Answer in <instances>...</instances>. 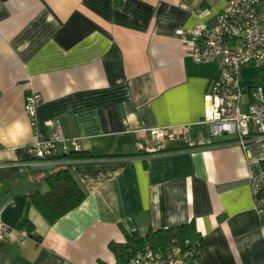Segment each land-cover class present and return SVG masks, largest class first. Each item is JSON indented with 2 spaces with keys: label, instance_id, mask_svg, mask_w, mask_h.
I'll use <instances>...</instances> for the list:
<instances>
[{
  "label": "crops",
  "instance_id": "0c3cea01",
  "mask_svg": "<svg viewBox=\"0 0 264 264\" xmlns=\"http://www.w3.org/2000/svg\"><path fill=\"white\" fill-rule=\"evenodd\" d=\"M225 3L0 0V125L26 119L28 145L57 121L95 155L49 169L22 164L19 149L0 158V219L11 229L0 264H112L110 243L124 244L125 230L177 225L188 226L199 264H264V211L249 188L264 177V140L242 147L211 136L204 95L218 66L195 63L176 33L213 24ZM244 68L256 67L241 69L247 90ZM29 92L42 97L34 124L24 111ZM151 128L165 135L155 142ZM63 166L85 197L49 223L30 195L45 193L46 176ZM26 220L35 237L21 228Z\"/></svg>",
  "mask_w": 264,
  "mask_h": 264
},
{
  "label": "built area",
  "instance_id": "2783aa9c",
  "mask_svg": "<svg viewBox=\"0 0 264 264\" xmlns=\"http://www.w3.org/2000/svg\"><path fill=\"white\" fill-rule=\"evenodd\" d=\"M261 0H226L213 24L199 21L190 28L176 30L185 51L195 63L215 62L218 76L210 82L204 95L203 121L209 125L212 137L229 136L246 147L264 140V91L258 85L247 90L241 84V69L245 66L264 68V5ZM205 12H200L202 16ZM40 94L25 95L24 111L34 124ZM52 129L46 140L35 141L19 151L29 159L24 165L53 164L72 151L82 150L78 137H66L57 121L48 120ZM158 142L165 135L163 128H151ZM249 188L253 206L264 211V177H251ZM11 229L0 219V240ZM112 264H199L196 246L185 238L176 239L164 247L144 245L128 259Z\"/></svg>",
  "mask_w": 264,
  "mask_h": 264
},
{
  "label": "trees",
  "instance_id": "16d2710c",
  "mask_svg": "<svg viewBox=\"0 0 264 264\" xmlns=\"http://www.w3.org/2000/svg\"><path fill=\"white\" fill-rule=\"evenodd\" d=\"M264 3V0H261ZM20 153V160L29 159L23 153ZM95 155L80 151H72L62 156L64 159H80L92 158ZM48 190L45 193L33 192L31 200L41 215L52 223L66 212L75 208L84 199L85 193L79 183L72 176L67 166L59 167L52 170L46 176ZM26 233L35 237L33 234L34 226L26 220L21 225ZM188 232L187 225H177L169 228L158 229L156 231H148L145 235L137 232L124 231L126 241L124 244L110 243V248L119 255V262L128 259L133 253L140 250L144 245L149 244L152 247H164L176 239L178 243H182Z\"/></svg>",
  "mask_w": 264,
  "mask_h": 264
},
{
  "label": "clouds",
  "instance_id": "9594fccd",
  "mask_svg": "<svg viewBox=\"0 0 264 264\" xmlns=\"http://www.w3.org/2000/svg\"><path fill=\"white\" fill-rule=\"evenodd\" d=\"M32 135L29 122L24 118H18L6 125H0V146L4 148L0 152V158L12 155L23 148Z\"/></svg>",
  "mask_w": 264,
  "mask_h": 264
},
{
  "label": "rangeland",
  "instance_id": "374dc122",
  "mask_svg": "<svg viewBox=\"0 0 264 264\" xmlns=\"http://www.w3.org/2000/svg\"><path fill=\"white\" fill-rule=\"evenodd\" d=\"M260 5H264V3H261ZM242 74H243V80L246 84H250V85H258L262 88V90H264V79H261V77H259L260 75H264V70L261 69V67L259 68H244L242 70ZM258 77H255V76Z\"/></svg>",
  "mask_w": 264,
  "mask_h": 264
},
{
  "label": "water",
  "instance_id": "95a60500",
  "mask_svg": "<svg viewBox=\"0 0 264 264\" xmlns=\"http://www.w3.org/2000/svg\"><path fill=\"white\" fill-rule=\"evenodd\" d=\"M52 167L53 166L51 164H39V165L32 166L33 169H49Z\"/></svg>",
  "mask_w": 264,
  "mask_h": 264
}]
</instances>
